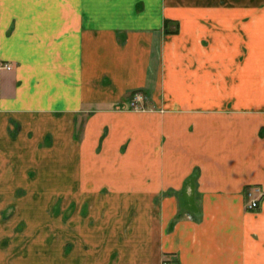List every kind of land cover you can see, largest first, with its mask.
Wrapping results in <instances>:
<instances>
[{"label":"crops","instance_id":"0c3cea01","mask_svg":"<svg viewBox=\"0 0 264 264\" xmlns=\"http://www.w3.org/2000/svg\"><path fill=\"white\" fill-rule=\"evenodd\" d=\"M134 90L160 111L110 108ZM85 164L94 264H264V0H0V197Z\"/></svg>","mask_w":264,"mask_h":264},{"label":"rangeland","instance_id":"374dc122","mask_svg":"<svg viewBox=\"0 0 264 264\" xmlns=\"http://www.w3.org/2000/svg\"><path fill=\"white\" fill-rule=\"evenodd\" d=\"M166 25L170 35L178 32L174 23ZM210 57L212 64L217 66L218 55ZM213 73L217 78V71ZM212 93L218 95L216 86ZM139 95L140 100L137 99ZM110 108L124 113L160 111L149 94L139 90L128 92ZM85 123L86 118L76 122L72 135L74 141L84 137ZM116 127H120L119 122L114 131L119 130ZM106 131L103 130V135ZM50 142L46 138L41 147L48 146ZM126 146V143L121 145V150ZM91 168L85 164L82 178H71V168H66L67 178H64L58 166L36 165L27 172V178H4L0 197V234H7L10 239L11 234H19L21 241L15 243L2 239L1 254L6 262L0 264H57L51 258L60 255L63 248L66 254L76 251L82 255L84 264H94V178L91 177L94 171L91 173ZM63 239L67 241L64 243Z\"/></svg>","mask_w":264,"mask_h":264},{"label":"built area","instance_id":"2783aa9c","mask_svg":"<svg viewBox=\"0 0 264 264\" xmlns=\"http://www.w3.org/2000/svg\"><path fill=\"white\" fill-rule=\"evenodd\" d=\"M137 99L138 100H140L141 99V96L139 95V96H137ZM257 199H254V200H251V201H249L248 203H247V205H246V209H248V210H254V209H256L257 208Z\"/></svg>","mask_w":264,"mask_h":264}]
</instances>
